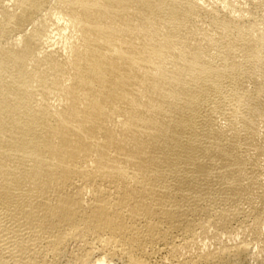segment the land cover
I'll list each match as a JSON object with an SVG mask.
<instances>
[{"label":"bare ground","instance_id":"bare-ground-1","mask_svg":"<svg viewBox=\"0 0 264 264\" xmlns=\"http://www.w3.org/2000/svg\"><path fill=\"white\" fill-rule=\"evenodd\" d=\"M161 249L264 264V0H0V264Z\"/></svg>","mask_w":264,"mask_h":264},{"label":"rangeland","instance_id":"rangeland-1","mask_svg":"<svg viewBox=\"0 0 264 264\" xmlns=\"http://www.w3.org/2000/svg\"><path fill=\"white\" fill-rule=\"evenodd\" d=\"M233 226H235V228H236V226H238V222L237 221H235L234 223H233ZM248 240H250V241H248V242H250V246H252V251L253 252H255V239L254 238H252V236H248V237H246ZM252 239H254V240H252ZM254 242V243H253ZM254 249V250H253ZM166 253H165V251L163 250V249H161V250H159L154 256H153V258H152V261L155 263V264H159L160 263V261H162V258H163V256L165 255ZM253 256V257H252ZM250 255V254H245V253H243V254H237V255H232V257H231V260L228 262H224V263H220V264H233V260L234 259H236V260H238V262L240 263V264H258V261L255 259V256L254 255Z\"/></svg>","mask_w":264,"mask_h":264}]
</instances>
